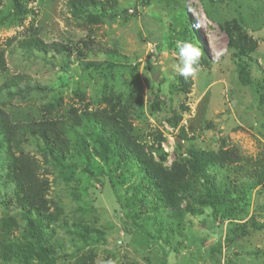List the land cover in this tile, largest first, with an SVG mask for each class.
I'll return each instance as SVG.
<instances>
[{"label": "rangeland", "instance_id": "rangeland-1", "mask_svg": "<svg viewBox=\"0 0 264 264\" xmlns=\"http://www.w3.org/2000/svg\"><path fill=\"white\" fill-rule=\"evenodd\" d=\"M70 1L36 0L27 4L29 14L18 15L10 0H3L0 47L6 70L0 72V110L13 123L37 122L68 118L71 108L78 114L102 109L105 100L120 98L143 113L139 119L132 116L133 132L148 148L160 145L167 155L165 168L175 159H189V150L234 149L248 159V165L239 164L238 175L229 171L226 181L224 169L209 173L210 190L213 178L227 187L234 179L243 193L240 198L230 194L222 208L227 213L214 216L198 203L204 189L202 180L193 179L179 214L186 206L196 212L179 217L161 206L133 162L117 161L108 170L89 138L91 166L74 143L69 160L59 167L28 141L22 151L36 158L49 183L45 219L30 230L11 186L4 184L7 160L0 149V225L7 218L18 225L15 252L0 254V264H46L20 254L22 246L34 245L37 234L54 247L55 264H264V96L259 104L252 86L263 81L264 95V0H93L96 19L72 13ZM185 16L196 34L193 43L204 54L196 76L187 79L176 70ZM232 19L241 21L255 46L243 58L251 83L238 74L235 51L218 26ZM31 20L44 43L67 50L41 54L25 52L15 42L8 45V39L29 34ZM13 76L28 82L2 89ZM253 173L262 174L259 186H253ZM127 199L134 200L135 210L127 208ZM244 225L247 234L237 235Z\"/></svg>", "mask_w": 264, "mask_h": 264}, {"label": "trees", "instance_id": "trees-1", "mask_svg": "<svg viewBox=\"0 0 264 264\" xmlns=\"http://www.w3.org/2000/svg\"><path fill=\"white\" fill-rule=\"evenodd\" d=\"M36 0H10L11 6L18 15H27L29 11L26 6L29 2ZM3 0H0V9ZM147 5V3H146ZM70 8L72 13L90 19H96V2L93 0H71ZM93 10V11H92ZM29 25V34L22 39L15 37L7 40L8 45L15 42L18 48L25 52L49 53L55 51L62 54L66 47L57 44H46L34 34V27ZM241 21L232 19L229 23H219V28L225 32L228 38V47L235 51L233 58L237 61L238 74L250 82L249 62L243 58H248V53L253 52L255 46L249 42L246 31L241 26ZM183 40L196 43V34L189 26L188 18L184 17ZM86 46V44H84ZM203 51V50H202ZM81 56V52H78ZM87 66L89 68L90 66ZM5 51L0 47V72L4 73ZM264 78V77H263ZM24 76H13L2 82L1 88H20L27 83ZM260 82V83H259ZM263 81L252 84L257 95L259 104L262 102L261 92ZM259 87H254V86ZM105 106L95 111L85 110L82 113H73L68 118L53 119L45 118L40 121L26 123H13L7 114L0 110V149L6 155L5 165V185H10L14 196V204L20 215L27 221L30 230H34L35 225L45 219L47 212L46 197L49 191L47 179L40 175V165L35 157L22 151L23 146L28 141L35 142L41 148L44 157L53 164L63 167L65 159L69 160L70 152L75 144L77 151L88 166H91L92 150L100 160L105 163L108 170L115 162L125 160L133 162L140 168V176L145 182L151 185L156 191V198L161 201V206L169 210L172 215L181 216L188 212H196L192 207L186 206L185 212L179 214V202L187 194V189L191 186V180H202L205 197L203 201H198L201 206L209 208L214 216L225 215L227 212L222 210L224 202L233 192L242 195V190L238 187V181L229 182V186L224 183H217L213 178L214 186L210 190L208 182H211L210 172L219 173L225 170V181L229 177V171L238 175L242 168V162L249 164L248 159L242 158L234 149L219 150L214 154H207L194 150H189V159L177 160L172 162L169 168H165L163 163L166 161V153L162 151L160 145L157 148H148L140 142V138L134 134L131 126L132 116L139 119L143 113L133 108L129 103L120 101H104ZM261 106V105H259ZM89 138L91 146L87 139ZM181 138V137H180ZM72 148V149H71ZM156 154L157 158H155ZM264 169L260 173H263ZM246 175L248 173H245ZM255 177L253 186L261 184L262 174H249ZM256 175V176H255ZM238 180V178L235 177ZM191 181V182H190ZM144 188V187H143ZM222 197L216 196L220 194ZM250 188V187H249ZM215 189L219 192L216 193ZM250 189H245V191ZM215 193V194H214ZM197 197L195 198V200ZM134 200L127 199V208L136 209ZM35 218L37 220H35ZM18 229L14 219L7 218L0 225V254L9 257L15 252L16 246L12 242L13 232ZM35 232V231H34ZM237 235L247 234V225L241 226L236 231ZM35 243L32 247L22 246L21 253L28 260H36L46 264H55L57 252L50 245L49 241L37 234ZM7 260V258H6Z\"/></svg>", "mask_w": 264, "mask_h": 264}, {"label": "clouds", "instance_id": "clouds-1", "mask_svg": "<svg viewBox=\"0 0 264 264\" xmlns=\"http://www.w3.org/2000/svg\"><path fill=\"white\" fill-rule=\"evenodd\" d=\"M179 62L176 64V70L185 79L195 77L200 66L203 54L200 46L191 41H177Z\"/></svg>", "mask_w": 264, "mask_h": 264}, {"label": "water", "instance_id": "water-1", "mask_svg": "<svg viewBox=\"0 0 264 264\" xmlns=\"http://www.w3.org/2000/svg\"><path fill=\"white\" fill-rule=\"evenodd\" d=\"M156 74H157V73H156V71H155V74L152 75V79H153V80H155V78H156L155 75H156Z\"/></svg>", "mask_w": 264, "mask_h": 264}]
</instances>
